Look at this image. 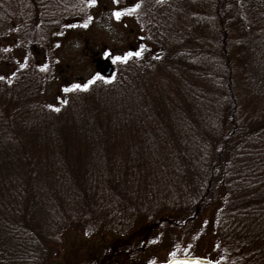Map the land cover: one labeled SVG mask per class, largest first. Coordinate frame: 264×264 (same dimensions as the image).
<instances>
[{"label":"trees","instance_id":"16d2710c","mask_svg":"<svg viewBox=\"0 0 264 264\" xmlns=\"http://www.w3.org/2000/svg\"><path fill=\"white\" fill-rule=\"evenodd\" d=\"M95 3L0 0V264L105 218L93 264H264V0H113L139 35L116 56L141 55L64 79L45 50Z\"/></svg>","mask_w":264,"mask_h":264},{"label":"rangeland","instance_id":"374dc122","mask_svg":"<svg viewBox=\"0 0 264 264\" xmlns=\"http://www.w3.org/2000/svg\"><path fill=\"white\" fill-rule=\"evenodd\" d=\"M116 9L113 0H97L94 11H90V18L84 20L87 22L88 27L78 25L70 27L67 32L56 35V41L53 40L54 42L52 41L45 51L48 60L55 66H60L63 70L64 75H62V78L75 81L81 77L90 76L95 71L97 64H100V69L103 72L109 73V60L116 57L123 48L137 45L135 40L138 39L139 35L134 32L137 29L129 20L124 22L121 19H116L113 15ZM105 53H109V55H105ZM46 88H48L49 98L52 95L55 96L57 81L49 83ZM132 134V132H120L119 135L124 137L117 138L116 144L122 146L121 153L125 154L131 147L132 143L130 144V142L134 140V138H131ZM149 156L150 154L144 151L137 158H147ZM79 225L81 232L75 233L71 230H64L62 235L60 234L56 248L59 250V256L55 255L56 257L51 259L49 264H93L96 262L93 260L94 256L99 254L101 249H104L101 244L110 239L105 238L106 236L103 233H107L114 224L105 218L97 223V228H91L90 222L84 227L81 223ZM86 226L90 227L85 228ZM93 227L95 226L93 225ZM187 245L184 242L181 248L184 249ZM161 248L157 251L158 254L150 257L145 264H149L150 261L157 264L169 258L168 252ZM191 248L200 253L203 252L199 245L191 246ZM144 250L146 254L148 252L147 248ZM132 261L138 263L140 258H134Z\"/></svg>","mask_w":264,"mask_h":264},{"label":"snow or ice","instance_id":"6c2138e0","mask_svg":"<svg viewBox=\"0 0 264 264\" xmlns=\"http://www.w3.org/2000/svg\"><path fill=\"white\" fill-rule=\"evenodd\" d=\"M90 3L94 4L95 0H90ZM138 7V5H137ZM128 12L134 11V9H128ZM123 13L116 11L113 13V15L116 17V19H119L121 17ZM83 27H88L87 22L82 25ZM105 55H109V53H105ZM140 56L141 53L140 52H136V53H131L129 52L126 56L120 57V56H116L113 57V63H116L117 61H126L129 57L131 56ZM96 80H105V77H103L100 73H96L92 79H90L87 83H85L84 85H80V84H73L71 88H65L64 91L68 92V91H73V90H77V89H82V90H87L89 85L93 84ZM56 111H59V109H56ZM172 255H175L174 253ZM149 264H154V261H150ZM174 264H184V262H174ZM198 264V262H197Z\"/></svg>","mask_w":264,"mask_h":264},{"label":"water","instance_id":"95a60500","mask_svg":"<svg viewBox=\"0 0 264 264\" xmlns=\"http://www.w3.org/2000/svg\"><path fill=\"white\" fill-rule=\"evenodd\" d=\"M174 262H184V264H217L208 259L199 258V257H174L170 260L160 263V264H174Z\"/></svg>","mask_w":264,"mask_h":264}]
</instances>
